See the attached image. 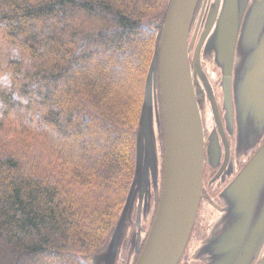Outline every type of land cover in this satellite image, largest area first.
<instances>
[{"label":"trees","instance_id":"16d2710c","mask_svg":"<svg viewBox=\"0 0 264 264\" xmlns=\"http://www.w3.org/2000/svg\"><path fill=\"white\" fill-rule=\"evenodd\" d=\"M169 1L0 0V264L106 248L135 175L150 20Z\"/></svg>","mask_w":264,"mask_h":264},{"label":"water","instance_id":"95a60500","mask_svg":"<svg viewBox=\"0 0 264 264\" xmlns=\"http://www.w3.org/2000/svg\"><path fill=\"white\" fill-rule=\"evenodd\" d=\"M199 2L170 0L166 16L153 21L158 30L156 50L145 82L134 179L106 248L89 255L88 264H118L128 242L140 252L136 264H178L186 250L199 211L205 168V130L189 46ZM247 2L224 0L222 8L211 14L200 41L204 59L213 57L222 69L223 85L232 79L236 67V91L241 101L237 151L245 154L264 138L263 8L255 0L248 9ZM211 24L215 27L209 31ZM193 63L201 66L199 50ZM162 126V191L142 247L141 210L151 211L153 192L160 189L158 136ZM222 198L225 213L197 249L196 258L208 260L207 264H252L264 249V144L223 191ZM136 207L138 221L134 220ZM134 222L139 227L136 238ZM132 255L133 251L127 264ZM259 264H264V253Z\"/></svg>","mask_w":264,"mask_h":264},{"label":"flooded vegetation","instance_id":"af4514ba","mask_svg":"<svg viewBox=\"0 0 264 264\" xmlns=\"http://www.w3.org/2000/svg\"><path fill=\"white\" fill-rule=\"evenodd\" d=\"M257 1L263 8L264 17V0ZM254 2L255 0H248V9L253 6ZM223 3L224 0H200L189 40L193 81L197 90L196 96L201 109L205 130V168L197 219L186 250L178 264L208 263V260L196 258V251L207 237L212 234L213 229L225 213L226 205L222 198V193L236 178L250 158L264 144L263 138L260 144L249 154L237 151L239 134L238 111L241 101L238 97V91H236V67L234 66L233 68L232 79L223 85L222 69L217 66L213 57H209L207 60L203 57L204 46H200L202 34L207 27L211 14L216 11L217 7L220 10ZM211 27L212 24L209 31ZM214 27H212L213 30ZM198 50L201 66H195V63H193ZM158 139L160 151H162L160 189L153 192L151 211L147 212L145 208L141 210L140 216L143 228L142 247L148 238L160 203L164 174L163 126L161 127ZM134 220L138 221V207H136L134 212ZM132 232H134V237L136 238L139 233L137 222L132 224ZM132 251L133 255L130 264H136L140 257V252H136V246L133 247L132 243L129 242L124 247L118 264H127ZM263 253L264 249L259 258H254L252 264H259Z\"/></svg>","mask_w":264,"mask_h":264},{"label":"clouds","instance_id":"9594fccd","mask_svg":"<svg viewBox=\"0 0 264 264\" xmlns=\"http://www.w3.org/2000/svg\"><path fill=\"white\" fill-rule=\"evenodd\" d=\"M11 86H12L11 76L7 73L0 74V88L7 89V88H11Z\"/></svg>","mask_w":264,"mask_h":264},{"label":"rangeland","instance_id":"374dc122","mask_svg":"<svg viewBox=\"0 0 264 264\" xmlns=\"http://www.w3.org/2000/svg\"><path fill=\"white\" fill-rule=\"evenodd\" d=\"M157 19V18H151L150 22H151V25L153 26V21ZM159 150H160V147H159ZM162 156V151H160V157ZM161 166H162V159H161Z\"/></svg>","mask_w":264,"mask_h":264}]
</instances>
